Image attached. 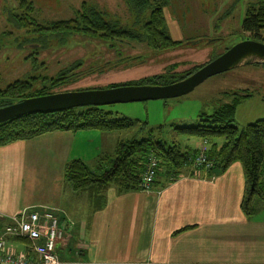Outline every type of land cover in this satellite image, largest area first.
<instances>
[{"label":"crops","instance_id":"0c3cea01","mask_svg":"<svg viewBox=\"0 0 264 264\" xmlns=\"http://www.w3.org/2000/svg\"><path fill=\"white\" fill-rule=\"evenodd\" d=\"M102 137L97 130L53 131L0 146V224L20 211L50 210L68 223L55 246L60 264H264V169L262 206L254 201L249 216L239 208L238 162L222 171L188 162L171 179L158 173L148 191L108 187L103 205L92 209L63 170L70 160L94 164L110 154L115 142ZM193 144L196 153L210 143ZM6 245L32 257L22 241Z\"/></svg>","mask_w":264,"mask_h":264},{"label":"rangeland","instance_id":"374dc122","mask_svg":"<svg viewBox=\"0 0 264 264\" xmlns=\"http://www.w3.org/2000/svg\"><path fill=\"white\" fill-rule=\"evenodd\" d=\"M24 1L30 9L19 8V0H0V88L16 80L28 81L32 90L47 88L49 80L61 77V84L48 90L56 93L105 87L167 70L179 74L200 66L225 47L249 39L240 30L243 12L263 0H154L160 6L164 35L180 42L174 48L155 50L133 39L102 40L78 31L62 33L50 28L56 21L77 19V11L86 5L117 27L127 28L132 22L131 27L138 29L146 11H132L123 0ZM21 14L28 24H18L13 18ZM258 36L264 42V30ZM206 39L210 43L206 44ZM198 40L201 41L195 43ZM243 92L248 95L239 96ZM228 103L233 104L230 124L238 130L264 118V65H241L212 75L174 98L103 105L101 108L113 115L136 120L138 124L100 132L106 143L150 137L165 143L172 141L180 150H190L200 138L177 133L173 127L193 125L200 114H210ZM141 122L146 124L139 128ZM206 141L219 144L221 139ZM89 155L87 150V158L83 159ZM90 163V159L86 160L92 167ZM257 205L260 209L262 200Z\"/></svg>","mask_w":264,"mask_h":264},{"label":"trees","instance_id":"16d2710c","mask_svg":"<svg viewBox=\"0 0 264 264\" xmlns=\"http://www.w3.org/2000/svg\"><path fill=\"white\" fill-rule=\"evenodd\" d=\"M123 1L132 11L149 10L147 20L139 25L137 30L117 27L101 12L86 5H82L81 10L77 11V19L56 21L50 28L52 31L62 33L78 31L102 40L133 39L137 43L149 46L152 50L174 48L180 44L178 41L169 40L164 35L163 20L158 3H155L154 0ZM18 6L30 9L29 3L24 0H19ZM13 18L18 24H28L24 14L15 15ZM240 30L247 33L250 39L262 42L258 34L264 30V0L257 1L245 8L240 21ZM197 67L199 65L179 74L170 73L167 70L162 74L109 84L105 87L140 84L165 85L185 77ZM61 79V77L51 79L49 87L42 86L34 90L31 89L28 81L16 80L2 88L0 96L7 97L5 101H2L7 104L23 98L48 94L50 93L49 89L61 84ZM238 94L239 96L248 95L246 92ZM232 114L233 104H223L210 114H200L193 125L173 127V130L202 140L221 139L219 144L210 143L204 156L211 162V168H217L219 171L232 162L240 164L243 189L239 208L245 216H249L254 210V201L263 198L261 175L264 169V118L247 123L238 130L230 124ZM137 124L138 121L113 115L102 109L101 106H83L54 112L23 114L0 123V146L53 131H110L126 129ZM145 124V122H141L139 128ZM148 152L154 153L157 158L155 176L161 173L165 180L171 179V176L179 173L180 168L190 162L195 154V151L180 150L179 146L172 141L165 143L150 137L118 139L115 141L111 153L97 158L92 167L78 159L67 162L64 166L63 178L73 190L86 193L92 209L98 208L104 203V191L108 187H113L118 193L138 189L143 158Z\"/></svg>","mask_w":264,"mask_h":264},{"label":"water","instance_id":"95a60500","mask_svg":"<svg viewBox=\"0 0 264 264\" xmlns=\"http://www.w3.org/2000/svg\"><path fill=\"white\" fill-rule=\"evenodd\" d=\"M205 41L206 44L210 43L207 39ZM132 59L138 60L139 58L136 59L134 57ZM251 64L264 65V43L252 39H244L229 46L197 67L193 72L172 83L165 85L142 84L87 88L23 98L0 107V123L23 114L54 112L83 106H103L174 98L186 94L207 77L241 65ZM244 96H247V94H244Z\"/></svg>","mask_w":264,"mask_h":264},{"label":"built area","instance_id":"2783aa9c","mask_svg":"<svg viewBox=\"0 0 264 264\" xmlns=\"http://www.w3.org/2000/svg\"><path fill=\"white\" fill-rule=\"evenodd\" d=\"M205 150L199 147L190 162L194 167L209 169L211 162L204 156ZM157 170V158L152 152L144 155L139 176L138 189L148 191ZM66 221H58L50 210L20 211L0 224V264H60L55 246L67 229ZM24 242V251H15L7 246L8 240Z\"/></svg>","mask_w":264,"mask_h":264},{"label":"flooded vegetation","instance_id":"af4514ba","mask_svg":"<svg viewBox=\"0 0 264 264\" xmlns=\"http://www.w3.org/2000/svg\"><path fill=\"white\" fill-rule=\"evenodd\" d=\"M154 8H156V7H154ZM145 13H146V18H145V20H144L142 23H144V22L147 20V17L149 16V10H146ZM102 15H103V14H102ZM131 24H132V22L128 24L127 28H129V29H130V28H131V29H134V28L131 27ZM136 30H137V29H136ZM249 39H250V38H249ZM262 43H264V42H262ZM226 48H228V47H225L223 50H225ZM223 50H222V51H223ZM222 51H221V52H222ZM221 52H220V53H221ZM218 54H219V53H218ZM140 85H141V84H140ZM0 90H1V88H0ZM6 99H7V97H5V96H0V107L10 104V103L4 104V102H2V101H5ZM11 103H13V102H11Z\"/></svg>","mask_w":264,"mask_h":264}]
</instances>
